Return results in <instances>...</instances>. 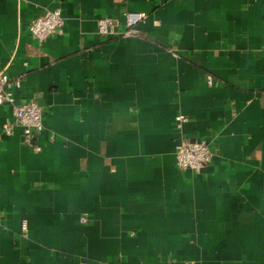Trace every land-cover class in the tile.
Segmentation results:
<instances>
[{
  "label": "crops",
  "instance_id": "obj_1",
  "mask_svg": "<svg viewBox=\"0 0 264 264\" xmlns=\"http://www.w3.org/2000/svg\"><path fill=\"white\" fill-rule=\"evenodd\" d=\"M0 72L44 110L36 152L0 105V264H264V0H0Z\"/></svg>",
  "mask_w": 264,
  "mask_h": 264
},
{
  "label": "built area",
  "instance_id": "obj_2",
  "mask_svg": "<svg viewBox=\"0 0 264 264\" xmlns=\"http://www.w3.org/2000/svg\"><path fill=\"white\" fill-rule=\"evenodd\" d=\"M146 13L141 11H127L124 15V30L122 36L137 35L136 27L146 18ZM113 17H102L98 20V32L110 35L115 24ZM65 18L60 9L48 10L36 17L30 23V32L39 43H44L50 36L61 34L64 31ZM211 80V78H210ZM20 77H10L0 72V105L9 104L13 108L14 122L4 124V133L10 135L14 128L19 126L25 143L36 152L42 150L38 136L44 129V110L36 100L18 101L12 86L19 87ZM176 126L181 128L187 118L183 115L176 116ZM214 151L205 139L181 140L176 146V165L183 171L201 172L213 159ZM85 221L86 218L82 217Z\"/></svg>",
  "mask_w": 264,
  "mask_h": 264
}]
</instances>
